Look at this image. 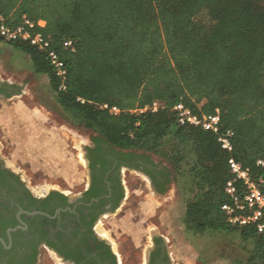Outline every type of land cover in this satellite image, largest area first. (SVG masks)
<instances>
[{"label": "trees", "instance_id": "obj_1", "mask_svg": "<svg viewBox=\"0 0 264 264\" xmlns=\"http://www.w3.org/2000/svg\"><path fill=\"white\" fill-rule=\"evenodd\" d=\"M0 13L12 25L22 16L46 22L39 31L65 63L66 91L46 52L10 44L50 79L66 121L93 131L98 145L158 156L188 174V229L238 236L246 258L235 264H264L262 236L230 226L221 210L230 157L264 180V0H0ZM153 101L167 107L133 113ZM178 104L198 115L220 110L223 127L236 134L233 153L216 134L179 126Z\"/></svg>", "mask_w": 264, "mask_h": 264}, {"label": "flooded vegetation", "instance_id": "obj_2", "mask_svg": "<svg viewBox=\"0 0 264 264\" xmlns=\"http://www.w3.org/2000/svg\"><path fill=\"white\" fill-rule=\"evenodd\" d=\"M12 90L0 84V95ZM96 137L85 145L90 175L77 192L37 191L0 155V264H42L44 256H50L54 264H126L118 254L120 244L111 239L113 232L135 234L142 242V230L149 227L154 214L147 218L132 207L129 219L127 206L119 211L126 193L123 172L143 175L153 194L164 197L173 169L151 154H145L151 159L142 158L138 157L141 151L98 145ZM170 262L166 239L154 235L144 264Z\"/></svg>", "mask_w": 264, "mask_h": 264}, {"label": "crops", "instance_id": "obj_3", "mask_svg": "<svg viewBox=\"0 0 264 264\" xmlns=\"http://www.w3.org/2000/svg\"><path fill=\"white\" fill-rule=\"evenodd\" d=\"M30 65L33 67L26 53L0 39V84L13 89L0 98V151L11 159L12 166L33 189L77 192L90 175L84 151L86 143L77 141L73 124L57 120L32 92L26 79ZM77 142L79 149L83 147V154L78 153ZM152 203L145 199L139 205L149 211L148 218L156 212ZM173 256H179L177 248ZM181 260L182 264H197L188 256H182Z\"/></svg>", "mask_w": 264, "mask_h": 264}, {"label": "rangeland", "instance_id": "obj_4", "mask_svg": "<svg viewBox=\"0 0 264 264\" xmlns=\"http://www.w3.org/2000/svg\"><path fill=\"white\" fill-rule=\"evenodd\" d=\"M10 71L12 72V70ZM26 75V79L30 83V87H32L31 90L37 95L39 101L46 105L47 109L52 112L57 120H64L63 112L55 101L50 79L47 76L43 77L36 74L32 65L27 67ZM75 130L77 141H84L86 144H89L90 138L95 136V133L85 128L75 126ZM77 143L76 147L78 148L79 142ZM0 147H2L1 135ZM77 151L83 154V147L78 148ZM0 155L10 165H13L11 159L5 156L2 150ZM154 159L157 162H165L158 156H154ZM165 164L171 167L167 162ZM182 168L186 170L187 165H183ZM122 179L127 181V183H125V200L119 211L127 206L128 209L125 212L129 213L132 207L134 209L140 207L139 205L145 199L152 201V206L156 210L150 219L151 224L149 227L142 230V242L131 232L132 236L123 234L121 230L113 232L114 236L111 239L120 244L118 254L122 258V262L126 264H144L146 252L154 235H161L166 239L171 256L170 264H182V256L195 259L197 264H235V257L246 258L244 245L238 236L214 232L200 234L188 229L186 213L191 198L188 189L190 182L188 174L183 176L173 172L172 184L164 197L153 194L148 180L143 175L123 172ZM140 209L143 210L142 214L147 217L149 211L146 207H140ZM128 215L126 218L132 219L133 214L129 213ZM112 223V220L106 221L105 227L109 228V224L111 225ZM176 248L179 251L177 258L173 256V251ZM42 264H54L53 259L50 256H44Z\"/></svg>", "mask_w": 264, "mask_h": 264}, {"label": "built area", "instance_id": "obj_5", "mask_svg": "<svg viewBox=\"0 0 264 264\" xmlns=\"http://www.w3.org/2000/svg\"><path fill=\"white\" fill-rule=\"evenodd\" d=\"M45 26V21L35 22L27 16H22L18 24L12 25L0 13V39L7 43L25 42L46 52L47 59L59 79V90L66 91L68 71L58 52L52 49L51 41L39 31ZM64 47L71 52L76 51L73 40H66ZM166 107V104L161 101H153L133 113L150 112L155 114ZM103 109H108L113 115L121 113L117 107L109 108L108 105H104ZM173 110L179 126L198 127L204 131L212 132L218 136V142L222 149L229 154L233 153L236 134L234 130L223 127L220 110L211 115H198L184 104H178ZM228 165L233 179L226 183L225 194L228 201L221 207L227 223L233 227H254L264 239V180L253 178L249 169L243 167L233 157L229 158ZM258 165L264 166V162L259 161Z\"/></svg>", "mask_w": 264, "mask_h": 264}, {"label": "water", "instance_id": "obj_6", "mask_svg": "<svg viewBox=\"0 0 264 264\" xmlns=\"http://www.w3.org/2000/svg\"><path fill=\"white\" fill-rule=\"evenodd\" d=\"M2 97V95H0V98Z\"/></svg>", "mask_w": 264, "mask_h": 264}]
</instances>
